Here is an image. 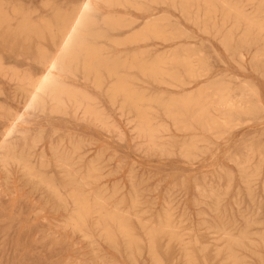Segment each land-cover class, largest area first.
<instances>
[{
  "label": "rangeland",
  "instance_id": "374dc122",
  "mask_svg": "<svg viewBox=\"0 0 264 264\" xmlns=\"http://www.w3.org/2000/svg\"><path fill=\"white\" fill-rule=\"evenodd\" d=\"M0 264H264V0H0Z\"/></svg>",
  "mask_w": 264,
  "mask_h": 264
},
{
  "label": "bare ground",
  "instance_id": "6f19581e",
  "mask_svg": "<svg viewBox=\"0 0 264 264\" xmlns=\"http://www.w3.org/2000/svg\"><path fill=\"white\" fill-rule=\"evenodd\" d=\"M223 1V0H222ZM112 2V1H111ZM197 4V3H196ZM230 6V5H229ZM71 22V21H70ZM83 24H84V19H83V17H82V15H79L75 20H73L72 21V23L69 25V26H67V27H65V28H63V34H62V39H61V41H60V46H59V49H58V56H63V55H67V52H68V49H69V47L71 46V44H72V42H73V40L75 39V37L76 36H78L79 35V32L81 31V28L83 27ZM54 27V26H53ZM56 54V55H57ZM85 58H87V59H89V63L88 62H86V63H88V65H90V63L92 64V58H93V55H92V53H90V52H85ZM52 58H53V56H52ZM51 58V59H52ZM54 59V58H53ZM54 60H56V59H54ZM54 60H50L51 61V63L50 64H53V61ZM57 61V60H56ZM55 62V61H54ZM49 63V62H48ZM108 74H113L112 72H111V70H109L108 71ZM49 82H50V79L45 83V84H40L38 81L34 84V85H32V90H31V92L32 91H34V89H39L40 90V92L41 93H44V91H45V89H46V87H47V85L49 84ZM57 84V83H56ZM61 85V84H60ZM59 86V85H58ZM58 86H57V88H58ZM61 86H63V85H61ZM62 88V87H61ZM119 90H121V91H123V89H119ZM65 91H66V89H65ZM54 92V91H53ZM60 93V92H59ZM45 94V93H44ZM52 94V93H51ZM68 97V96H67ZM41 100V99H40ZM61 100V99H60ZM59 102V101H58ZM148 108V107H147ZM4 137V136H3ZM5 150V156H6V162H12V163H17V164H20V165H22V167H26V160L24 159V157L22 156V154L20 153V154H18V155H16V152H14V151H10V150H8L7 149V147L6 148H4ZM28 172H29V170H28ZM65 185V182L63 183V185L62 186H64ZM47 188V190L52 194V193H54V191H53V189H52V186L51 185H47L46 186ZM63 199H65V198H63ZM72 199V198H71ZM75 226V225H74ZM162 233V232H161Z\"/></svg>",
  "mask_w": 264,
  "mask_h": 264
}]
</instances>
